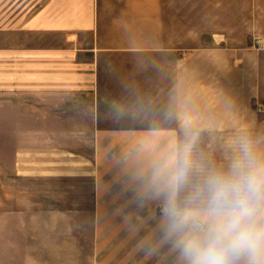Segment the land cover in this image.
<instances>
[{"label":"crops","instance_id":"obj_1","mask_svg":"<svg viewBox=\"0 0 264 264\" xmlns=\"http://www.w3.org/2000/svg\"><path fill=\"white\" fill-rule=\"evenodd\" d=\"M0 11V94L12 99L1 100L0 128L19 129L14 99L43 88L45 98L67 99L59 113L71 116L61 128L90 131L71 156L14 150L13 169L1 173L10 183L0 232L14 243L21 177L86 179L77 194L89 206L73 208L92 211L93 264H187L185 233L176 227L181 131L249 122L264 97V0H47L32 15L21 17L14 5ZM37 33H63L66 45L37 47ZM103 55L109 67L113 59L127 67L143 58L148 69L139 80L152 86L150 100L137 109L125 86L121 104L109 85L102 113ZM115 66L108 69L114 83ZM133 73L125 83L137 80Z\"/></svg>","mask_w":264,"mask_h":264},{"label":"rangeland","instance_id":"obj_2","mask_svg":"<svg viewBox=\"0 0 264 264\" xmlns=\"http://www.w3.org/2000/svg\"><path fill=\"white\" fill-rule=\"evenodd\" d=\"M47 0H0V9L6 6L19 7L21 17L28 12L32 15L40 11ZM30 10V11H28ZM28 14V15H29ZM1 15V11H0ZM90 38L86 37L85 40ZM21 37V41H27ZM30 37V41H31ZM260 42V39H258ZM35 45L64 46L66 35L63 33H37ZM136 64L125 67V59L112 60L116 74L115 83L108 81L109 59L101 56V112L108 108L109 85L117 89L120 97L117 102L123 103L125 86L136 94L131 103L136 105L150 100L148 94H153L149 83L140 82L139 74L147 72V65L143 58L134 60ZM116 63V64H115ZM115 64V65H114ZM134 68L133 73L132 69ZM264 68V67H263ZM133 73L137 80L125 83V73ZM127 84V85H126ZM43 88H37L35 96L14 99L19 111L20 128L3 130L0 128V202L7 200V179L1 173L11 171L15 161V151L51 152L48 159L60 155L62 149L69 152V156L76 150L81 151L82 138L85 130L63 129L69 121V114L60 112V103L67 101L59 94H47L45 98ZM151 90V91H150ZM143 93V97L139 94ZM26 95V94H25ZM0 94V121L1 111L7 110L1 100L11 101V98H1ZM130 102V99H129ZM29 106V107H28ZM259 106H264V97L253 104L254 112L248 117L249 122L238 124L232 129L201 130L191 129L181 131V145L179 147V175L178 181V209L182 213L186 209H196L199 201L196 194L203 189L208 178L214 174H229L234 165H239L244 171L253 168H264V113L257 112ZM10 107V104H9ZM145 108V106H141ZM151 108V107H149ZM104 113V112H102ZM122 115L117 114L116 118ZM138 118V114L132 118ZM6 118V116H4ZM14 119V118H13ZM12 119V120H13ZM103 121H108V114H103ZM42 159L44 160V156ZM184 174L180 177V172ZM55 177H21L14 206L19 212V228L14 234V243L11 235L0 232V264H93L94 243L92 236L95 230L92 224V214L89 209L77 211L73 207L89 206L86 194L78 193L87 188V180ZM3 183V185H2ZM10 185V184H9ZM82 185L83 188L80 186ZM15 188V184H14ZM10 194V193H9ZM11 202V197H9ZM185 233L187 229L181 230Z\"/></svg>","mask_w":264,"mask_h":264},{"label":"clouds","instance_id":"obj_3","mask_svg":"<svg viewBox=\"0 0 264 264\" xmlns=\"http://www.w3.org/2000/svg\"><path fill=\"white\" fill-rule=\"evenodd\" d=\"M196 199L176 213L187 264H264V168L214 174Z\"/></svg>","mask_w":264,"mask_h":264},{"label":"built area","instance_id":"obj_4","mask_svg":"<svg viewBox=\"0 0 264 264\" xmlns=\"http://www.w3.org/2000/svg\"><path fill=\"white\" fill-rule=\"evenodd\" d=\"M259 110L264 112V106H259Z\"/></svg>","mask_w":264,"mask_h":264}]
</instances>
